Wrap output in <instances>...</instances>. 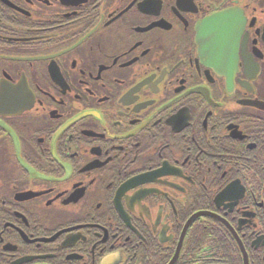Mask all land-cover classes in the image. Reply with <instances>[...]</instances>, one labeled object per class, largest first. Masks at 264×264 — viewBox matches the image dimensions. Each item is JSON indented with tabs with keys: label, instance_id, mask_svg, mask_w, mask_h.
Wrapping results in <instances>:
<instances>
[{
	"label": "flooded vegetation",
	"instance_id": "flooded-vegetation-1",
	"mask_svg": "<svg viewBox=\"0 0 264 264\" xmlns=\"http://www.w3.org/2000/svg\"><path fill=\"white\" fill-rule=\"evenodd\" d=\"M0 264H264V0H0Z\"/></svg>",
	"mask_w": 264,
	"mask_h": 264
}]
</instances>
